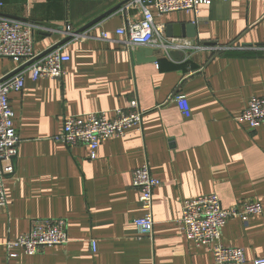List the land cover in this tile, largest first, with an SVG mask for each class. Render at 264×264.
Returning a JSON list of instances; mask_svg holds the SVG:
<instances>
[{
  "label": "crops",
  "instance_id": "obj_1",
  "mask_svg": "<svg viewBox=\"0 0 264 264\" xmlns=\"http://www.w3.org/2000/svg\"><path fill=\"white\" fill-rule=\"evenodd\" d=\"M126 1L0 0V16L32 26L38 52L64 37L39 23L77 30L94 22L59 47L70 55L62 78L27 74L23 90L9 94L21 141L15 172L5 180L0 264H215L209 247L190 242L178 223L182 200L207 193L218 194L224 208L262 203L260 214L247 223L231 218L222 231V244L243 248L244 264H253L264 257V128L238 118L252 98L264 97V0H211L197 14L154 12L165 35L169 24L192 22L196 36L180 38L189 41L180 58L160 50L157 61L145 62L117 34ZM141 18L137 9L128 12L132 22ZM19 65L0 58V76ZM177 92L187 96L190 117L174 100ZM137 107L145 112L142 127L102 142L95 158L85 145L55 140L67 116L113 117L116 109ZM145 161L161 180L152 237L134 223L144 209L133 175ZM45 218L68 219L67 244L34 255L8 249Z\"/></svg>",
  "mask_w": 264,
  "mask_h": 264
},
{
  "label": "built area",
  "instance_id": "obj_2",
  "mask_svg": "<svg viewBox=\"0 0 264 264\" xmlns=\"http://www.w3.org/2000/svg\"><path fill=\"white\" fill-rule=\"evenodd\" d=\"M202 4H211V0H130L123 5L125 24L117 29V34L124 35L125 43L131 48L150 45L181 49L188 46L189 41L167 37L164 26L155 24L154 12L165 14L193 11L197 14ZM131 9L141 12L140 21L132 22L128 19ZM73 31L70 27L67 28L68 33ZM102 38L108 39V33L103 32ZM41 53L35 48L32 26L0 16V58L19 60L22 65ZM69 61L70 55L58 47L39 57L13 77L0 82V210L8 204L5 180L15 172L21 141L14 126L15 113L9 94L23 90L27 74H30L33 80L62 78L66 74L65 64ZM173 98L183 114L190 117L187 96L177 92ZM144 114L145 112L137 107L132 111L116 109L113 117L106 111L91 112L84 116L70 115L65 118L63 130L55 136V140L69 147L85 145L91 150V157L95 158L96 150L102 142L122 136L131 127L141 128ZM238 120L247 122L253 129L264 128V97L252 98ZM160 184L161 180L152 174L148 161L135 170L133 186L140 191L144 215L134 223L142 236H153L154 192ZM262 211L263 205L258 200H248L232 208H224L218 194L207 193L182 200V214L178 223L190 242L196 246L204 244L209 247L215 264H244L247 258L243 248L222 244L223 228L231 218L238 217L247 223L250 216ZM69 241L67 218H45L33 220L26 233L14 241H8L6 245L9 250L21 247L26 254L34 255L43 248L67 244ZM91 245L96 251V240L92 239ZM253 264H264V257L255 258Z\"/></svg>",
  "mask_w": 264,
  "mask_h": 264
},
{
  "label": "water",
  "instance_id": "obj_3",
  "mask_svg": "<svg viewBox=\"0 0 264 264\" xmlns=\"http://www.w3.org/2000/svg\"><path fill=\"white\" fill-rule=\"evenodd\" d=\"M128 1H130V0H128ZM128 1H126L125 3H127ZM110 12H108L107 14H109ZM107 14H105V15H107ZM93 23H91V24H93ZM91 24H88V25L81 27L77 30H74L72 33H68L67 29H64L63 26L50 24V23H43V22L39 23V25L46 27V28L53 29L54 30L53 32H56L58 34L60 33L64 37L61 40H59L58 42H56L55 44H53L50 48H48L47 50L42 52L35 59L30 60V61L26 62L25 64L18 66L16 69H14L11 72H9L8 74L2 76V78L0 79V82H3L5 80L13 77L17 73H19L21 70H23L25 67H27L28 65L33 63L36 59L45 55L46 53L50 52L51 50L62 46L66 42L70 41L74 36L81 35L85 31V29L87 27H89ZM193 27L195 29V25L192 22L189 24H187V23L169 24L167 26V29H166V36L169 38H186V37L194 38L196 36V33L193 30ZM242 46L243 47H251L252 44H244ZM160 50H164L167 54H170L171 56H173L176 59L180 58V56L182 55V51L180 48L167 49L164 46H150V45H139V46H136L134 48H131L132 54H133V56H135V58L137 59L138 62L157 61L158 57L155 55V52L160 51Z\"/></svg>",
  "mask_w": 264,
  "mask_h": 264
}]
</instances>
